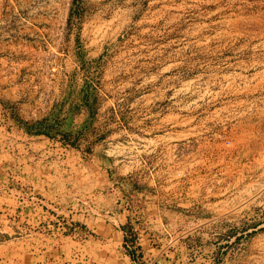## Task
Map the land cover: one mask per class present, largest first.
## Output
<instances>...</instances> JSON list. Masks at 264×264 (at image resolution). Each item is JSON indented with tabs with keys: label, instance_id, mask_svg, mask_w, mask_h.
Masks as SVG:
<instances>
[{
	"label": "rangeland",
	"instance_id": "374dc122",
	"mask_svg": "<svg viewBox=\"0 0 264 264\" xmlns=\"http://www.w3.org/2000/svg\"><path fill=\"white\" fill-rule=\"evenodd\" d=\"M147 224L264 264V0H0V264H131Z\"/></svg>",
	"mask_w": 264,
	"mask_h": 264
},
{
	"label": "crops",
	"instance_id": "0c3cea01",
	"mask_svg": "<svg viewBox=\"0 0 264 264\" xmlns=\"http://www.w3.org/2000/svg\"><path fill=\"white\" fill-rule=\"evenodd\" d=\"M117 221L119 223L118 225V229L120 230L121 234L123 235L124 238H126L127 236V214H119L117 216ZM149 224H147V226H138L136 229H134L135 231H139L137 234L139 236V238L137 239L139 241V243H136L135 246L139 247L140 246V250L139 251H143L141 257L139 258V260L143 261L146 264H171V262L173 261L171 258H167V255L162 256V255H158L159 250H155L157 249V247H154L153 245H151L149 243V231L151 230V228L148 226ZM126 243V242H125ZM156 251H158L156 254H154ZM149 252H151L152 254H148ZM169 257V256H168ZM126 259L128 260L129 263L131 264H135V261H139L134 257L131 256H126ZM140 262V261H139Z\"/></svg>",
	"mask_w": 264,
	"mask_h": 264
}]
</instances>
